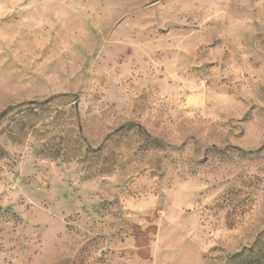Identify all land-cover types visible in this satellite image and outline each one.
<instances>
[{"label": "rangeland", "instance_id": "374dc122", "mask_svg": "<svg viewBox=\"0 0 264 264\" xmlns=\"http://www.w3.org/2000/svg\"><path fill=\"white\" fill-rule=\"evenodd\" d=\"M0 264H264V0H0Z\"/></svg>", "mask_w": 264, "mask_h": 264}]
</instances>
